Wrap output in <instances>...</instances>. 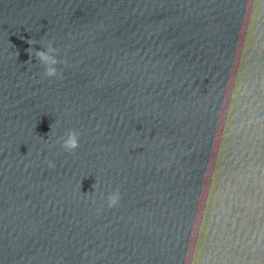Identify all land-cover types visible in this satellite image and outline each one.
Returning a JSON list of instances; mask_svg holds the SVG:
<instances>
[{
    "label": "water",
    "instance_id": "95a60500",
    "mask_svg": "<svg viewBox=\"0 0 264 264\" xmlns=\"http://www.w3.org/2000/svg\"><path fill=\"white\" fill-rule=\"evenodd\" d=\"M0 264H264V0H0Z\"/></svg>",
    "mask_w": 264,
    "mask_h": 264
},
{
    "label": "clouds",
    "instance_id": "9594fccd",
    "mask_svg": "<svg viewBox=\"0 0 264 264\" xmlns=\"http://www.w3.org/2000/svg\"><path fill=\"white\" fill-rule=\"evenodd\" d=\"M21 39H23V37H21ZM26 42L29 45L33 44V41L31 39H28ZM26 51L29 54V60L25 61V63H31L32 57L35 55L39 59L40 63L44 65L46 76L54 77L57 75L56 65L58 63H60V61H58L57 56L55 54L56 50L51 45V43L49 44V47L46 50L37 51V50H34L32 47H29L28 49H26ZM17 55H18V53H17ZM51 128H52V125H50V129ZM78 136H79V134L76 131L70 130L67 133V136L63 139L64 149L68 150V151L75 150L79 146ZM50 166H51V164H50ZM93 188H95V185H93ZM118 201H119V193L118 192L112 193L108 196V205L110 207L116 205L118 203Z\"/></svg>",
    "mask_w": 264,
    "mask_h": 264
}]
</instances>
